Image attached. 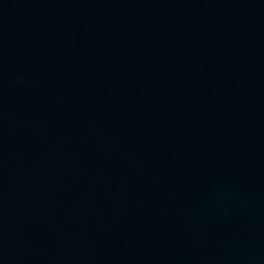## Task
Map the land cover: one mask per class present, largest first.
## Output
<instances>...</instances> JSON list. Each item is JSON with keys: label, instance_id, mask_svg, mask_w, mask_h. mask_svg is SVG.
<instances>
[{"label": "water", "instance_id": "obj_1", "mask_svg": "<svg viewBox=\"0 0 264 264\" xmlns=\"http://www.w3.org/2000/svg\"><path fill=\"white\" fill-rule=\"evenodd\" d=\"M0 264H264V0H0Z\"/></svg>", "mask_w": 264, "mask_h": 264}]
</instances>
